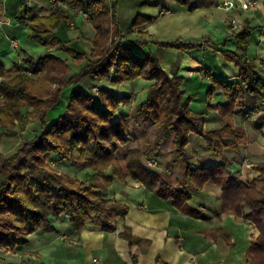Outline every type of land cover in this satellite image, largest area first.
Segmentation results:
<instances>
[{
	"label": "trees",
	"instance_id": "16d2710c",
	"mask_svg": "<svg viewBox=\"0 0 264 264\" xmlns=\"http://www.w3.org/2000/svg\"><path fill=\"white\" fill-rule=\"evenodd\" d=\"M30 1L20 0L14 20L28 27L31 41L47 52L65 53L70 63L79 68L71 72L68 59L51 53L35 59L25 51L10 69L0 65V139L21 137L30 122L40 125L36 136L24 139L12 155L6 157L0 152V250L13 251L27 243L29 234L50 231V221L62 216L68 219L72 231L96 223L104 231L114 230L113 219L124 217L127 207L115 200L109 204L104 196L114 180L124 183L130 178L192 217L200 216L188 206L192 192L201 191L208 183L218 187L220 212L248 221L257 230L246 253L248 264H264V164L254 168L259 177L246 184L230 173L225 162L192 168L186 161V146L192 134L204 141L212 156L226 150L236 152L246 135L242 128L229 123V117L245 95L258 96L264 103V77L256 72L255 66L258 61L264 72V61L247 56L253 28L242 24L233 33L235 51L218 50L227 63L237 67L238 82H227L210 74L206 99L210 100L217 91L224 94L226 102L217 105V112L225 125L206 131L203 116L194 114L189 99L184 97L182 78L170 77L156 58L143 53L146 36L136 28L150 24L153 19L137 17L133 22L136 39L128 40L117 28L116 0L110 3L51 0L47 15L28 18ZM68 9L85 14L94 30L88 53L76 51L55 32L61 25L69 28L73 17ZM192 10L188 7V11ZM160 46L180 50L197 47L178 42ZM86 77L114 86L140 78L152 82L136 116L140 122L156 128L154 148L130 149L123 157V166L120 164L116 156L119 146L135 142L127 124L129 117L119 110L129 103L131 96L118 95L107 88L79 90L76 86ZM71 87L63 111L49 120L48 112L60 105L62 93ZM261 121L256 124L258 129ZM167 143L173 147L174 163L183 168L175 181L169 174L158 173L145 164V160L158 158L160 146ZM50 156H59L75 167L92 171L101 179L100 185L92 186L52 171L47 163ZM122 236L130 245L136 241L126 229ZM132 264H137L133 257Z\"/></svg>",
	"mask_w": 264,
	"mask_h": 264
},
{
	"label": "crops",
	"instance_id": "0c3cea01",
	"mask_svg": "<svg viewBox=\"0 0 264 264\" xmlns=\"http://www.w3.org/2000/svg\"><path fill=\"white\" fill-rule=\"evenodd\" d=\"M50 1L31 0L28 3V18L47 15ZM59 1L63 3L64 0ZM221 1L116 0V13L119 15L117 28L128 40L136 39L137 30L145 33L143 53L156 58L160 68L170 77L182 78L184 97L189 99L194 114L203 116L206 131L219 130L225 125L217 112V105L226 102L224 94L217 91L210 100L206 99L211 85L210 74L227 82H238L237 67L227 63L218 51L237 49L230 31V18L236 19L241 26L248 24L253 28L248 39L247 56L264 61V0H255L257 9L254 11L242 6L231 12L218 8ZM19 6L20 0H0V65L5 69L20 61L22 51L31 55V51L35 50L36 55H31L35 59L49 53L58 56L55 50L47 52L42 46L41 49L35 48L38 44L29 39L28 27L14 20ZM188 7L193 10L188 11ZM68 10L73 17L69 24L76 31L61 25L55 32L59 37L64 34L65 37L61 38L71 45L78 47L82 43L85 47L88 44V53L94 30L91 35L84 34L88 24L85 14ZM80 17L82 23L78 24L76 21ZM137 17L151 18L153 21L136 30L133 22ZM127 28L129 31L125 35ZM173 42L197 47L180 50L160 46ZM64 59L71 64L68 56ZM255 66L256 72L264 77L258 61ZM93 81L88 82L91 92L94 88H103L100 82ZM260 119L262 125L258 129L256 124ZM228 121L242 128L246 135L236 152L226 150L212 156L206 151L204 141L192 134L186 146V161L192 168L225 162L232 175L249 184L259 177L254 168L264 164L262 99L245 95L244 101ZM27 130L29 125L21 136ZM14 138L0 139V152L4 156H10L8 146ZM158 161V173L169 174L174 181L180 177L183 168L180 163H174L173 150L161 154ZM108 191L113 200L127 207L124 217L116 216L113 219L114 230L104 231L96 223L72 231L68 219L62 216L50 221V231L37 230L28 235L26 244L13 251L0 250V264H91L93 258L100 259L102 264H132V257L137 264H248L246 253L257 236V230L248 221L220 212L218 187L208 183L201 191L192 192L188 206L198 211L199 217L182 213L173 207L171 201L158 197L139 182L126 180L120 183L114 180ZM124 229L136 239L133 244L130 245L122 236ZM71 241H75V244Z\"/></svg>",
	"mask_w": 264,
	"mask_h": 264
},
{
	"label": "rangeland",
	"instance_id": "374dc122",
	"mask_svg": "<svg viewBox=\"0 0 264 264\" xmlns=\"http://www.w3.org/2000/svg\"><path fill=\"white\" fill-rule=\"evenodd\" d=\"M116 11H117V9L115 6V19L117 22V17L119 15H117ZM85 18H86V16H85ZM86 22H87V18H86ZM76 23H78V24L82 23L81 17L77 19ZM86 25L87 26L84 29V34L87 35L88 33H90V35H91L93 32L92 27L90 25L88 26V24H86ZM80 29L83 30V28H81V27H80ZM68 30L76 31V29L73 28V26L71 27L70 24H69ZM128 31H129V28L124 30L125 35H127ZM59 35H62V34L59 33ZM63 35L60 37H65ZM33 46L35 47V45H33ZM71 47L78 52L80 51L83 53H87L86 48L88 49V44H87V46L85 45V47H83L82 43L78 47L75 44H72ZM35 48L41 49V46L38 45ZM56 52L58 54V57H60L62 59L67 57V55L61 51H56ZM31 55H36L35 50L31 51ZM70 67H71L72 72L77 71L79 68V67L74 66L73 64H71ZM89 80H94L93 82H95V83L100 82L95 78L89 77V78L85 79L84 81L82 80L76 87L79 90H82L84 92H91V89H90L91 87L89 88V86H88ZM136 80H138V81H136ZM136 80L133 81V83H131V85H126L124 83L121 85H117V86L115 85L114 86L112 84L102 82V81L99 83L104 89L105 88H111L110 91H112L115 94L131 96V100L129 101V103H127V104H125L119 108L121 114L127 115L129 117V120L127 122L129 132H130V134H133L134 138H135V142H132V143H129V144H126L123 146H119V148H118L116 156L118 157L119 162L122 166H123V157L125 156V154L128 150L136 148V147L141 149V150H151L152 148H154L156 146L155 145L156 144L155 137L157 134L156 128L153 127L152 125H150L149 123L140 122L136 116L138 106H139V104L143 103V101L145 100L146 92H147L149 86L152 84V82L148 81V80L141 79V78L136 79ZM146 83H148L149 85L145 86ZM89 85H90V83H89ZM72 88L73 87L65 89L64 92L62 93V96H61L60 105L57 108L52 109L48 112L47 118L49 120L57 118L58 115L63 111L64 107L67 104V98H68V95H69ZM28 125H29V130L25 131L24 135H22L21 137H15L11 141V144L8 146V148H9L8 154L9 155H11L12 153H14L17 150V148L19 147V145L21 144V142L24 139L32 140L36 136L38 131L40 130V125L38 123L32 124L30 122V123H28ZM27 126H26V128H27ZM170 150H173V147L170 143H167L165 145L162 144L159 148V152H158L159 156L161 154H165L166 152H169ZM173 154H174V151H173ZM6 157H9V156H6ZM158 158L153 159V160H147V161L145 160L146 166L148 168H150L151 170L156 171L159 168ZM174 158H175V154H174ZM47 160H48V162H47L48 167L56 173L66 174L71 178L85 181L87 184H90L92 186H98L101 183V179L99 177L95 176L92 171H89V170L87 171V170H83V169H80L78 167H75L71 163L61 159L59 156H50L47 158ZM149 162L152 165H149ZM109 173H110V170H107L106 174H109ZM126 180H131V179L126 178ZM120 183H122V182H120ZM108 192L109 191L107 190L106 195L104 196V199L108 200V203L110 204L114 200L108 195Z\"/></svg>",
	"mask_w": 264,
	"mask_h": 264
},
{
	"label": "built area",
	"instance_id": "2783aa9c",
	"mask_svg": "<svg viewBox=\"0 0 264 264\" xmlns=\"http://www.w3.org/2000/svg\"><path fill=\"white\" fill-rule=\"evenodd\" d=\"M240 1L241 2H238L237 0H223L218 4V8L226 12H231L242 6H247L251 11H254L257 9V3L255 0H240ZM229 24H230L231 33H235L241 28V25L239 24V22L234 18H230ZM70 26L72 27V24H70ZM149 165H152V164L149 162ZM71 243L75 244V241H71ZM91 264H102V262L98 258H93L91 260Z\"/></svg>",
	"mask_w": 264,
	"mask_h": 264
}]
</instances>
